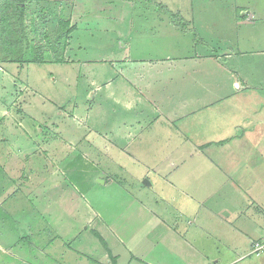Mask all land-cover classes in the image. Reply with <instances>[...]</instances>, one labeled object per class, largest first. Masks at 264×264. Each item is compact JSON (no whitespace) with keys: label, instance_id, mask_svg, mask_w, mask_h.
<instances>
[{"label":"crops","instance_id":"crops-1","mask_svg":"<svg viewBox=\"0 0 264 264\" xmlns=\"http://www.w3.org/2000/svg\"><path fill=\"white\" fill-rule=\"evenodd\" d=\"M164 1L159 6L170 10ZM177 4L172 14L182 16ZM184 6L182 17L193 29L190 11L201 14L200 39H171L174 51L160 58H116L123 68L113 67L105 80L99 69L95 76L102 79H91L98 98L90 128L97 133L95 161L63 170L64 154L39 184L29 171V185L45 190L27 196L25 210L41 208L50 241L42 249L30 229L26 242L3 218L8 232L0 234V253H9V263H27L16 248L21 244L42 256L36 264H264V249L252 253L253 242L264 239V0H186ZM72 31L56 62L70 60L65 51ZM67 115L78 127L86 123ZM26 137L33 147L19 150L22 156L38 146L35 136ZM13 153L4 158L9 170L18 166ZM101 156L115 169L102 166ZM72 171L81 184L90 182L89 173L103 187L116 184L127 195L123 207L107 210L97 191L93 202L70 195L58 172ZM124 175L130 184L123 188ZM4 200L0 196V218L18 219L20 211L6 212ZM55 237L62 242L58 253Z\"/></svg>","mask_w":264,"mask_h":264},{"label":"rangeland","instance_id":"rangeland-1","mask_svg":"<svg viewBox=\"0 0 264 264\" xmlns=\"http://www.w3.org/2000/svg\"><path fill=\"white\" fill-rule=\"evenodd\" d=\"M15 1L23 2L21 10ZM165 1L168 6L171 2L170 10L159 6V0H156L157 4L153 0H0V160H3L0 161V196L5 199L2 207L6 212L20 211L14 221L3 213L0 225L3 218L6 224H16L17 233L25 235L26 242L30 229L37 231L36 245L42 249L46 250L50 241L48 233L51 229L41 208L38 212L25 210L29 206L26 197L43 195L45 190L43 186L35 188L34 181L39 184L44 178H50L62 163L65 170L66 166L80 167L82 164L91 167L95 161L91 146L97 133L95 128H90L98 98L93 95L94 88L90 83L93 78L96 81L102 79L95 76L99 69L106 71L103 74L105 80L113 67H124L114 60L116 58H160L174 51L169 47L174 44L171 39L198 40L199 32L204 35L198 11L193 14L190 11L198 30L193 29L192 21L189 24L182 17L187 14L186 0ZM173 4L182 7V16L172 14L176 13ZM153 7L159 8L153 10ZM74 26L70 46L65 51V57L70 60L56 62L64 57L66 31ZM155 39H163V42ZM23 55L37 61H19ZM137 63L136 67L140 68L142 64ZM111 76L112 79L120 78ZM102 89V93L109 91L106 87ZM60 110L62 114L58 113ZM120 111L117 108V112ZM85 112H89V119L84 117ZM67 113L85 120V125L78 127ZM35 123L40 129L33 127ZM26 134L35 136L38 146L34 147L33 153L22 156L19 150L30 151L33 147ZM13 152L17 153L16 158L19 157L18 166L9 170L5 167L9 162L4 158L8 153L13 156ZM64 154L68 156L62 162ZM100 163L111 169L117 166L105 156L100 157ZM30 170L35 176L30 178L33 183L29 185ZM8 172L13 176L11 180H8ZM68 174L58 172V177L67 184L70 195L76 194L93 202L94 191H97V201H103L107 210L123 207L127 195L116 184L103 187L92 173H89L90 182L81 184L80 174L75 171ZM123 178L127 182L121 181L118 185L124 188L130 181L125 175ZM93 184L94 190L90 188ZM132 189L126 188L129 192ZM6 231L0 226V234ZM58 239H53L52 246L57 253L62 249ZM19 246L16 248L27 259L24 264L39 262L35 259L42 257L39 253L26 252V246ZM7 255V252L0 253V264H11L8 261L13 258Z\"/></svg>","mask_w":264,"mask_h":264},{"label":"built area","instance_id":"built-area-1","mask_svg":"<svg viewBox=\"0 0 264 264\" xmlns=\"http://www.w3.org/2000/svg\"><path fill=\"white\" fill-rule=\"evenodd\" d=\"M264 249V239L253 242L252 253L254 255H259Z\"/></svg>","mask_w":264,"mask_h":264},{"label":"trees","instance_id":"trees-1","mask_svg":"<svg viewBox=\"0 0 264 264\" xmlns=\"http://www.w3.org/2000/svg\"><path fill=\"white\" fill-rule=\"evenodd\" d=\"M17 3V5L19 6V10L22 9V6L24 5L22 1H15ZM72 31V28L68 29L67 32V36L69 35V33ZM19 61H37L36 59H31L29 57H25L24 55L22 57L19 58Z\"/></svg>","mask_w":264,"mask_h":264}]
</instances>
